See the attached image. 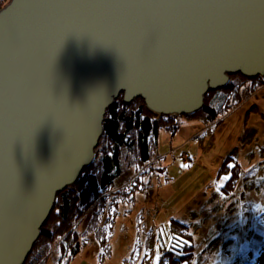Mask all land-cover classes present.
Wrapping results in <instances>:
<instances>
[{"label":"water","instance_id":"1","mask_svg":"<svg viewBox=\"0 0 264 264\" xmlns=\"http://www.w3.org/2000/svg\"><path fill=\"white\" fill-rule=\"evenodd\" d=\"M263 20L264 0L2 7L0 264L25 263L57 194L95 160L107 109L121 93L160 114L199 111L231 74L264 77ZM159 74L166 77L157 86Z\"/></svg>","mask_w":264,"mask_h":264},{"label":"rangeland","instance_id":"2","mask_svg":"<svg viewBox=\"0 0 264 264\" xmlns=\"http://www.w3.org/2000/svg\"><path fill=\"white\" fill-rule=\"evenodd\" d=\"M180 120L175 133L160 129L158 145L143 166L123 152L118 181L138 189L98 199L76 224L82 233L98 221L110 253L100 256L97 234L89 231L74 259L61 258L56 242L44 264H154L155 251L164 245L163 255L172 237L174 218L194 235V264H264V239L257 253L249 251L258 232L264 233V85L217 117ZM227 156L240 162L242 172L235 188L224 193L227 180L219 171ZM251 167L255 174H249ZM236 241L243 249L234 258Z\"/></svg>","mask_w":264,"mask_h":264},{"label":"trees","instance_id":"3","mask_svg":"<svg viewBox=\"0 0 264 264\" xmlns=\"http://www.w3.org/2000/svg\"><path fill=\"white\" fill-rule=\"evenodd\" d=\"M9 1L0 0V9ZM262 85H264L263 76L249 77L242 73L231 74L226 86L208 91L204 105L199 111L183 115L156 113L147 107L143 98L138 97L131 102H126L121 93L107 109L104 132L96 148L95 160L83 170L73 185L57 194L55 206L24 264H44L51 246L56 242L59 243L61 258L71 261L81 252L84 237L89 231H95L97 234L100 249L104 250L100 256L104 258L107 253H110V248L98 221L92 223L82 233L76 230V224L98 199L121 198L131 195L138 189L137 185H126L118 181V177L123 173V152H130L137 166H143L151 160L154 149L158 145L160 129L166 128L175 133L181 127L182 117L187 119L199 116L217 117L222 111H229L236 104L241 103L245 95ZM230 164L233 167H229ZM241 172L240 162L233 156H227L219 171V178L228 176L226 184L222 187L224 193L235 188ZM255 173L256 168L251 167L249 174ZM106 193L109 194L106 195ZM98 213L102 214L100 210ZM170 226L172 239L165 247L159 264H194L196 242L188 224L174 218ZM262 228L264 229V226ZM258 233L259 238L250 243L254 249L249 251L253 253H257L263 244L261 241L264 239V233ZM177 239L181 243H177ZM184 241L187 243H183ZM237 241L238 249L235 251L234 258L237 252L243 249V244L240 245Z\"/></svg>","mask_w":264,"mask_h":264},{"label":"snow or ice","instance_id":"4","mask_svg":"<svg viewBox=\"0 0 264 264\" xmlns=\"http://www.w3.org/2000/svg\"><path fill=\"white\" fill-rule=\"evenodd\" d=\"M229 167H233V165L230 164ZM223 179L224 180H227L228 179V176L225 175ZM57 211H59V210L57 209ZM169 239L171 240L172 237H169ZM177 243H181V241L179 239H177ZM183 243H187V242L184 241ZM163 247H164V245H160L157 248V250L155 251V254H154V264H159V262L161 261V255H162V253H161V251L159 249L160 248H163Z\"/></svg>","mask_w":264,"mask_h":264},{"label":"bare ground","instance_id":"5","mask_svg":"<svg viewBox=\"0 0 264 264\" xmlns=\"http://www.w3.org/2000/svg\"><path fill=\"white\" fill-rule=\"evenodd\" d=\"M10 1H11V0H10ZM10 1H9V2H10ZM7 4H8V3H7ZM263 27H264V20H263ZM165 77H166V76L163 75V74H159V75H157V76H156V79L154 80L155 82L153 81L154 84L158 86V85H159V81H160V79H161V78L164 79ZM187 85H188V84H187ZM185 87L187 88V86H185ZM132 101H133V100H132ZM193 158H194V157H193ZM77 180H78V179H77ZM72 185H73V184H72Z\"/></svg>","mask_w":264,"mask_h":264},{"label":"built area","instance_id":"6","mask_svg":"<svg viewBox=\"0 0 264 264\" xmlns=\"http://www.w3.org/2000/svg\"><path fill=\"white\" fill-rule=\"evenodd\" d=\"M185 156H186L187 159L190 158L191 160L195 161V158H192L188 153H185Z\"/></svg>","mask_w":264,"mask_h":264}]
</instances>
